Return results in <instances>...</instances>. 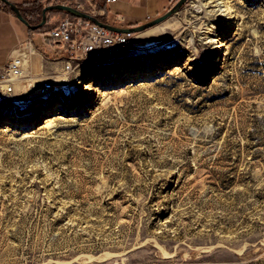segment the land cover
Returning a JSON list of instances; mask_svg holds the SVG:
<instances>
[{
    "label": "rangeland",
    "instance_id": "1",
    "mask_svg": "<svg viewBox=\"0 0 264 264\" xmlns=\"http://www.w3.org/2000/svg\"><path fill=\"white\" fill-rule=\"evenodd\" d=\"M50 4L20 7L37 24ZM34 40L32 80L0 99V264H264V0H187L70 73Z\"/></svg>",
    "mask_w": 264,
    "mask_h": 264
},
{
    "label": "built area",
    "instance_id": "2",
    "mask_svg": "<svg viewBox=\"0 0 264 264\" xmlns=\"http://www.w3.org/2000/svg\"><path fill=\"white\" fill-rule=\"evenodd\" d=\"M175 2L176 0H172V4ZM61 3L74 5L92 14L97 6L93 0H63ZM118 18L123 20L122 16ZM51 22L52 18L48 17L47 22L38 29L40 32L35 30L36 34L32 38L19 42L8 60L0 64V99L15 95L20 89L17 85L22 83L23 79L32 80L29 76H25L26 61L33 51L43 55V51L38 48L34 40L35 36H40V43L48 47L53 57L57 58L50 60L61 61L63 71L70 73L82 68L85 64H97L116 59L126 51L136 35V32L131 31H114L89 18L72 14H65L55 22ZM56 80L54 76L42 77L37 83V95L44 97L55 92ZM26 85L28 84L24 83V86Z\"/></svg>",
    "mask_w": 264,
    "mask_h": 264
},
{
    "label": "crops",
    "instance_id": "3",
    "mask_svg": "<svg viewBox=\"0 0 264 264\" xmlns=\"http://www.w3.org/2000/svg\"><path fill=\"white\" fill-rule=\"evenodd\" d=\"M16 3L27 4L35 0H14ZM47 3H61L63 0H43ZM95 2L96 9L94 14L98 15L101 19L108 23H112L118 26L131 27L145 23L151 19H154L166 11L172 6V0H93ZM19 4V5H20ZM65 13L62 12L63 16ZM60 16V17H61ZM118 16H122L123 20H120ZM0 20L4 23L10 22L15 28V32L11 31L12 40H8V33L0 31V64L5 63L14 49L19 45V42L32 38L35 34L34 30L28 28V26L21 21L12 10H9L5 5L0 3ZM56 20L52 19V22ZM1 23V22H0ZM22 33L25 35L23 36ZM8 37V38H7ZM43 55L41 53L30 54L26 61V70L29 71V66L32 65L34 60L41 61Z\"/></svg>",
    "mask_w": 264,
    "mask_h": 264
},
{
    "label": "water",
    "instance_id": "4",
    "mask_svg": "<svg viewBox=\"0 0 264 264\" xmlns=\"http://www.w3.org/2000/svg\"><path fill=\"white\" fill-rule=\"evenodd\" d=\"M3 2H5L6 4L10 5L11 9L15 12L16 16L23 21L30 29L32 30H37L39 29L43 24H45L48 20V11H52V10H59V11H66L71 13L72 15L75 16H80V17H86L89 18L93 21H95L96 23H99L100 25L109 28L111 30L114 31H120V32H127V31H131V32H140V31H144L148 28H151L161 22H163L164 20H166L167 18H169L171 15H173L174 13H176L181 7L182 5L187 1V0H179L173 7H171L167 12H165L163 15L142 23L140 25H136V26H131V27H125V26H118V25H114L112 23H108L106 21H104L103 19H101L100 17L91 14L89 12L83 11L79 8H77L74 5L71 4H66V3H55V4H50L47 5L44 10H43V19L40 23L34 24L32 22H30L26 16L24 15L21 7L19 4L12 2L11 0H1Z\"/></svg>",
    "mask_w": 264,
    "mask_h": 264
},
{
    "label": "bare ground",
    "instance_id": "5",
    "mask_svg": "<svg viewBox=\"0 0 264 264\" xmlns=\"http://www.w3.org/2000/svg\"><path fill=\"white\" fill-rule=\"evenodd\" d=\"M229 10H231L230 8H229ZM232 13V12H231ZM235 24V22H234V20L232 21V23H231V26H233ZM216 47H217V49L220 47L219 45H216ZM35 51H33L31 54H33ZM172 63V61L171 60H163V61H161V66H160V68H165L166 66H168V65H170ZM218 63V58H215L214 59V65H216ZM90 64H85V65H83V67L82 68H86L87 66H89ZM81 68V69H82ZM159 68V69H160ZM108 69H110V73H109V81H111V82H119V81H121V80H123V79H128V78H131V77H135V76H138V75H147V74H149L150 72H151V70L153 69L152 67H148V68H137V67H132V68H129V69H124L123 71H119V70H116V69H114L112 66H110V67H108L107 68V70ZM26 73H28V71L26 72ZM29 74V73H28ZM25 76H27V75H25ZM29 76V75H28ZM22 83H19L18 85H17V88H21V85ZM20 85V86H19ZM50 102H52V101H50ZM49 102V103H50ZM50 105H52L51 107H50V109H48L47 111H44V113L43 114H46V113H48V112H50V111H52V110H54V109H56L55 108V106L57 105V103H54V104H52V103H50ZM55 105V106H54ZM57 109H58V106H57ZM41 113V112H40ZM0 122H4V123H8V125H12L14 122H13V119L12 118H10V119H7V118H4V117H1L0 116Z\"/></svg>",
    "mask_w": 264,
    "mask_h": 264
},
{
    "label": "trees",
    "instance_id": "6",
    "mask_svg": "<svg viewBox=\"0 0 264 264\" xmlns=\"http://www.w3.org/2000/svg\"><path fill=\"white\" fill-rule=\"evenodd\" d=\"M59 12H63V13H65V14H71V13L66 12V11H59ZM34 31H35V30H34Z\"/></svg>",
    "mask_w": 264,
    "mask_h": 264
}]
</instances>
